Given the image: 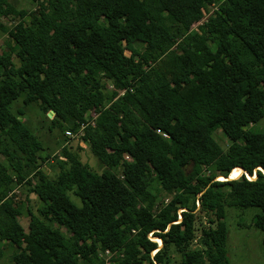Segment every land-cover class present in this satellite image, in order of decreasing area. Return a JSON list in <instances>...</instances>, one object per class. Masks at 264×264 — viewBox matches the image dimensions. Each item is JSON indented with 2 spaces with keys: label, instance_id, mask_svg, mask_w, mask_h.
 Here are the masks:
<instances>
[{
  "label": "trees",
  "instance_id": "16d2710c",
  "mask_svg": "<svg viewBox=\"0 0 264 264\" xmlns=\"http://www.w3.org/2000/svg\"><path fill=\"white\" fill-rule=\"evenodd\" d=\"M31 1L0 0L18 17L0 21V259L14 246V264H105L106 250L111 264H169L173 246L180 264H228L226 206L259 207L264 245V130L248 127L264 113V0ZM20 93L63 132L94 111L80 138L101 171L67 147L54 176L41 169V142L9 109ZM196 211L208 216L188 248Z\"/></svg>",
  "mask_w": 264,
  "mask_h": 264
},
{
  "label": "rangeland",
  "instance_id": "374dc122",
  "mask_svg": "<svg viewBox=\"0 0 264 264\" xmlns=\"http://www.w3.org/2000/svg\"><path fill=\"white\" fill-rule=\"evenodd\" d=\"M8 2L17 10L25 9L27 12H34L37 8V4L31 0H8ZM217 1L208 6L207 10L210 12L217 6ZM208 12H205L207 15ZM0 21L7 27L15 24L18 21V17L15 16H0ZM202 21V19L200 20ZM196 22L192 25V28L196 29L200 24ZM8 35L0 31V49H6V42H8ZM141 49V47H140ZM125 54H130L129 51H125ZM103 89H109L111 86L108 81L102 80ZM23 93L9 104V109L12 112H16L17 108L23 110V114L19 118L25 122L26 126L37 137L43 146V150L40 152L41 157L39 160V167L43 169L49 176H54L57 172L56 157L61 155V151L64 147L69 148L70 151L76 153L81 161L85 163L91 170L100 172L102 164L98 159L90 152L88 144L84 142L80 137H68L64 134L63 130L51 124L50 119L53 114L43 113L42 110L35 103L23 104ZM95 112L90 110L87 112V119L94 116ZM249 128L254 130H264V113L258 120L248 125ZM214 138L220 144L221 149L225 150L228 146V140L222 134L220 130H216ZM1 159V157H0ZM62 159V157H61ZM191 166L186 167V171L190 170ZM204 168L200 169L203 172ZM206 173V171H204ZM117 173H120V169H117ZM234 175L231 173L229 176ZM222 180V179H219ZM13 193L16 195L15 201H20L25 204V196L27 195L28 205L33 211L39 205V200L34 193H26L25 187L19 185L15 187ZM70 199L77 205H80V200L73 194L72 191H68ZM168 195L166 192H160V198L167 200ZM181 211V209H180ZM24 212V211H23ZM260 209L256 206H249L240 208L237 206H226L224 221L227 229L226 237V253L228 257V264H264V245L262 244L263 233L253 224L254 215L259 213ZM206 215L203 212L196 211L195 220V236L192 241L188 243V248H197L198 237L200 235V228L205 224ZM18 221L24 229L27 227L28 218L25 214L18 216ZM64 230L63 228H61ZM151 239L155 240L154 237ZM158 246H161L157 241ZM16 251L14 246H6L4 249V255L0 259V264H14L11 259L12 252ZM168 254L170 256L169 264H180V253L173 246L168 247ZM103 258L105 264H111L110 259L116 256V253H102L99 255ZM134 264H143L139 259L134 260Z\"/></svg>",
  "mask_w": 264,
  "mask_h": 264
},
{
  "label": "built area",
  "instance_id": "2783aa9c",
  "mask_svg": "<svg viewBox=\"0 0 264 264\" xmlns=\"http://www.w3.org/2000/svg\"><path fill=\"white\" fill-rule=\"evenodd\" d=\"M209 13V12H208ZM207 13V14H208ZM207 15H204V17L202 18V20H204L205 19V17H206ZM200 23H201V21H200ZM95 115V114H94ZM93 117V116H92ZM92 117L90 118V119H87V122L85 123V124H87V123H92ZM84 124V125H85ZM84 125H82L80 128H79V130L78 131H76V132H72L71 130H65L64 131V134L66 135V136H68V137H80L82 134H83V131H82V129H83V127H84ZM163 136L164 137H167V135L166 134H163ZM106 253H110V252H108L107 250L105 251Z\"/></svg>",
  "mask_w": 264,
  "mask_h": 264
},
{
  "label": "water",
  "instance_id": "95a60500",
  "mask_svg": "<svg viewBox=\"0 0 264 264\" xmlns=\"http://www.w3.org/2000/svg\"><path fill=\"white\" fill-rule=\"evenodd\" d=\"M48 113H51V114H53V111L52 110H50ZM259 170H261V172H263L264 173V170L261 168V167H259L258 168ZM242 170V169H241ZM242 172H244L245 173V175H246V177L247 178H251V179H253V178H255L256 177V173L254 172L253 173V175L251 176V175H249L246 171H244V170H242ZM224 178H227V179H231V178H229V176H227V177H224ZM159 247V246H158Z\"/></svg>",
  "mask_w": 264,
  "mask_h": 264
},
{
  "label": "bare ground",
  "instance_id": "6f19581e",
  "mask_svg": "<svg viewBox=\"0 0 264 264\" xmlns=\"http://www.w3.org/2000/svg\"><path fill=\"white\" fill-rule=\"evenodd\" d=\"M233 177V175L232 176H229V178H232Z\"/></svg>",
  "mask_w": 264,
  "mask_h": 264
}]
</instances>
